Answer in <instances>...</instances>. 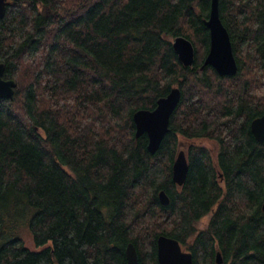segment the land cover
Returning <instances> with one entry per match:
<instances>
[{"label":"trees","instance_id":"1","mask_svg":"<svg viewBox=\"0 0 264 264\" xmlns=\"http://www.w3.org/2000/svg\"><path fill=\"white\" fill-rule=\"evenodd\" d=\"M211 0H8L0 62V264H159L177 238L194 264H264V0H219L238 63L201 69ZM185 35V65L173 39ZM173 86L181 98L151 153L133 113ZM211 138L216 156L194 140ZM189 170L172 177L182 140ZM221 174V175H220ZM170 201L163 204L159 191ZM208 222L200 226L202 217ZM27 228L40 249L25 243Z\"/></svg>","mask_w":264,"mask_h":264},{"label":"water","instance_id":"2","mask_svg":"<svg viewBox=\"0 0 264 264\" xmlns=\"http://www.w3.org/2000/svg\"><path fill=\"white\" fill-rule=\"evenodd\" d=\"M8 0H0V18L5 15ZM210 31L209 50L201 64V69L210 64L219 74H235L238 71V63L234 54L231 36L224 24L219 9V0H211L209 15L204 19ZM173 46L180 60L185 65H192L195 60V46L190 38L185 35H177L173 39ZM5 63L0 62V98H13L16 80L4 77ZM181 98V88L173 86L166 95L157 99L156 106L139 108L134 111L133 119L136 126V136L147 133V149L154 153L160 147L161 142L169 130L170 117ZM251 131L254 136L264 139V113L256 116L251 121ZM189 170V163L184 148H180L172 165V177L178 184H183ZM159 198L163 204L170 201L168 193L161 189ZM264 209V203H263ZM126 264H140L136 245L129 241L125 248ZM157 254L159 264H194L193 254L184 250L180 241L167 234H160L157 238ZM217 263H223L220 250L216 252Z\"/></svg>","mask_w":264,"mask_h":264},{"label":"rangeland","instance_id":"3","mask_svg":"<svg viewBox=\"0 0 264 264\" xmlns=\"http://www.w3.org/2000/svg\"><path fill=\"white\" fill-rule=\"evenodd\" d=\"M182 141H183L182 142V148H184V147L186 148L190 141H187L185 139H183ZM194 142L197 144H201V145L208 147L209 150L212 152V154L214 156H216L218 148H219V145H218L216 140L211 139V138H199V139L194 140ZM208 218H209V215L202 217V219L199 222V225L204 226L208 222ZM23 237L25 239L26 245L32 249H40L43 246L47 245V244L37 245L34 242L32 233L27 228H24V230H23ZM218 264H220V263H218Z\"/></svg>","mask_w":264,"mask_h":264}]
</instances>
